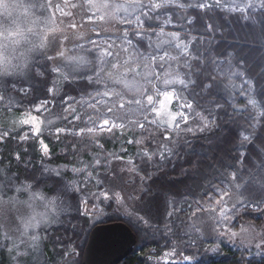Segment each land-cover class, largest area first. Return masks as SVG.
Instances as JSON below:
<instances>
[{
  "label": "trees",
  "instance_id": "obj_1",
  "mask_svg": "<svg viewBox=\"0 0 264 264\" xmlns=\"http://www.w3.org/2000/svg\"><path fill=\"white\" fill-rule=\"evenodd\" d=\"M9 1L0 14L13 60L11 74L0 75V168L18 194L40 192L53 200L58 219L37 231L36 259L11 262L0 248V264H83L91 230L111 223L136 237L133 251L118 264H264V251L224 246L210 253L205 245L211 242L196 245L186 233L197 196L212 200L224 190L241 196V206L264 208L262 0ZM232 4L243 10L230 9ZM109 37L130 43L134 68L119 80L136 82L135 92L106 75L116 56L94 41ZM163 53L172 57L167 64L149 62ZM168 65L173 71L166 74ZM168 77L190 103L195 125L76 134L96 123L92 103L107 89L116 86L133 101L152 91L148 81L162 87ZM40 103L50 123L40 135L49 159L38 136L21 140L22 131L7 123ZM57 128L70 133L54 137ZM121 152L145 153L136 160L144 179L138 208L117 211L104 201L94 210L83 208L86 182L104 174L108 155ZM182 205L187 212L178 210ZM244 219L254 222L250 215ZM173 251L195 260H159Z\"/></svg>",
  "mask_w": 264,
  "mask_h": 264
},
{
  "label": "rangeland",
  "instance_id": "obj_2",
  "mask_svg": "<svg viewBox=\"0 0 264 264\" xmlns=\"http://www.w3.org/2000/svg\"><path fill=\"white\" fill-rule=\"evenodd\" d=\"M9 0H0V14L3 15L10 7ZM230 9L243 10V5H229ZM0 28V63L5 58L10 59L11 49L7 46L11 40L10 34H2ZM5 35V37L3 36ZM52 39L57 41L59 34H53ZM94 44L102 45L114 52V62L106 75L112 77L115 85L125 87L135 92L136 82L128 79L119 80L128 69L134 68L133 54L130 43L126 38H104L96 39ZM172 57L168 54H160L151 57L150 63L162 61L168 63ZM136 67V66H135ZM173 68L168 65L165 73H170ZM158 77V75H156ZM116 79V80H115ZM152 91L142 93V97L130 101L119 88L112 86L92 103L98 110L96 123L88 130H79L76 134L84 132L101 133L114 129L131 130L134 128L152 125L165 132L181 129L185 125H195V114L185 97L176 88L171 86L170 78H165L162 87L154 81H148ZM138 87L140 86L137 85ZM39 109V110H38ZM47 111L45 103H40L30 112L15 114L8 117L9 129L22 131L19 139L28 136H38V143L44 158L49 159V146L40 136L47 130L50 123L44 122L42 115ZM74 120L76 117L73 118ZM28 121V123H24ZM64 128H57L52 135L58 137L69 134ZM4 135L6 133L4 132ZM167 137V135H166ZM143 154H145L143 152ZM140 152L134 154H121L106 157L103 165L104 174L92 178V182H86L85 193L81 196V205L89 210L96 208L97 202L104 201L112 203L117 211L135 210L140 205V196L144 191V179L139 169L141 160ZM0 168V248L6 249V254L11 262L18 259L37 258L36 249L37 231L42 227L53 224L56 217V206L53 200L46 199L40 192L24 191L18 194L14 188L7 184L8 178ZM11 188V189H10ZM217 197L209 200L197 196L195 202L197 207L188 213V228L186 233L193 239L196 245L200 240H207L205 245L207 251L216 253L224 246L238 250L264 251V208L255 209L252 206H241L242 198L238 194H227L225 191L216 190ZM24 194H26L24 196ZM91 203L92 205H87ZM189 209L182 205L179 211ZM181 214V213H178ZM252 216L254 222L245 221L246 216ZM57 218V219H56ZM190 234V235H189ZM213 240V242L211 241ZM194 245V249H196ZM204 246V245H203ZM198 247V246H197ZM193 249V250H194ZM175 251V250H174ZM167 252L159 260L193 262L192 256H183L181 253ZM194 251H197L194 250ZM182 255V256H181ZM31 259V260H32ZM30 260V261H31Z\"/></svg>",
  "mask_w": 264,
  "mask_h": 264
},
{
  "label": "water",
  "instance_id": "obj_3",
  "mask_svg": "<svg viewBox=\"0 0 264 264\" xmlns=\"http://www.w3.org/2000/svg\"><path fill=\"white\" fill-rule=\"evenodd\" d=\"M136 237L120 223L97 226L91 230L83 252V264H118L134 249Z\"/></svg>",
  "mask_w": 264,
  "mask_h": 264
},
{
  "label": "clouds",
  "instance_id": "obj_4",
  "mask_svg": "<svg viewBox=\"0 0 264 264\" xmlns=\"http://www.w3.org/2000/svg\"><path fill=\"white\" fill-rule=\"evenodd\" d=\"M13 65V60L5 58L2 63H0V75H5V74H11L9 71L10 68H12Z\"/></svg>",
  "mask_w": 264,
  "mask_h": 264
},
{
  "label": "snow or ice",
  "instance_id": "obj_5",
  "mask_svg": "<svg viewBox=\"0 0 264 264\" xmlns=\"http://www.w3.org/2000/svg\"><path fill=\"white\" fill-rule=\"evenodd\" d=\"M262 3H264V0H262ZM39 110V109H38ZM24 123H28V121H24ZM18 158V157H17Z\"/></svg>",
  "mask_w": 264,
  "mask_h": 264
}]
</instances>
